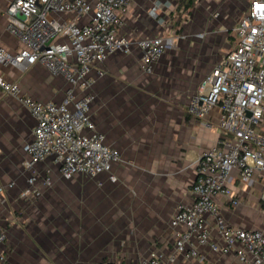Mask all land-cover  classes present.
I'll return each mask as SVG.
<instances>
[{
	"label": "crops",
	"instance_id": "crops-1",
	"mask_svg": "<svg viewBox=\"0 0 264 264\" xmlns=\"http://www.w3.org/2000/svg\"><path fill=\"white\" fill-rule=\"evenodd\" d=\"M9 1L0 0V46L13 51L22 45L6 28L4 11ZM165 1L167 8L160 14L165 21L160 24L148 11L153 0H131L119 13L118 30L136 39L177 33L176 28L188 24L195 34L182 38L180 52L165 51L151 73L140 69L136 48L128 54L109 55L92 70L91 117L121 156L112 166L114 180L107 173L62 178L49 157L37 164V170H49L51 185L43 187L35 199L19 198L28 176L22 165L27 158L23 145L32 137L35 120L14 96L0 91V227L7 234L0 246V254L6 256L2 264H137L153 249L173 252L182 228L171 226V215L179 204L190 200L198 158L218 138L217 109L205 118L188 111L189 100L214 67L219 51L215 41L209 40L214 32L209 26L224 11L218 25L221 31H228L224 21L233 11H241V16L250 0H196L189 9L191 18L180 26L179 0ZM215 7L219 13L211 21L200 14L202 9ZM240 16L228 32L230 48ZM205 22L204 36L199 32ZM99 68L104 71L101 76ZM0 74L39 101H61L68 85L63 76L39 63L25 70L0 66ZM235 176L233 171L228 184L241 202L231 206L217 196L223 216L232 225L264 230L259 202L264 173L259 175V183L247 186L239 184ZM175 264L247 263L238 259L235 250L214 252L208 245H200L197 257L178 253Z\"/></svg>",
	"mask_w": 264,
	"mask_h": 264
},
{
	"label": "built area",
	"instance_id": "built-area-1",
	"mask_svg": "<svg viewBox=\"0 0 264 264\" xmlns=\"http://www.w3.org/2000/svg\"><path fill=\"white\" fill-rule=\"evenodd\" d=\"M130 1L10 0L6 5V28L22 46L13 51L0 46V66L25 70L39 63L68 84L61 101H39L0 74V91L14 96L35 120L32 137L23 145L27 158L22 165L28 176L19 198L35 199L43 187L51 185L49 170H37V164L49 157L65 179L93 178L100 173H107L110 180L116 178L112 166L121 160L120 153L105 141L90 113L93 67L109 55L128 54L136 48L140 68L151 73L159 57L185 38L159 33L132 39L119 33V13ZM166 8L167 1L153 0L148 11L163 24L160 14ZM83 17L86 20L80 22ZM234 31V45L201 79L188 102V111L198 117L218 110V138L198 158L190 200L179 204L171 215V226L182 228L174 250L153 249L137 264H175L178 253L197 257L200 245L214 252L235 250L240 261L264 264V230L230 224L216 202L217 196L231 206L241 202L228 184L233 171L243 186L259 183L264 173V0H250ZM103 72L97 70L99 76ZM259 202L264 210V185ZM6 237V229L0 227V246ZM5 259L0 254V264Z\"/></svg>",
	"mask_w": 264,
	"mask_h": 264
},
{
	"label": "rangeland",
	"instance_id": "rangeland-1",
	"mask_svg": "<svg viewBox=\"0 0 264 264\" xmlns=\"http://www.w3.org/2000/svg\"><path fill=\"white\" fill-rule=\"evenodd\" d=\"M195 2H196V0H193L192 6L189 7V8H186V7H184V2L180 3V0H179V26H180V23L183 20L186 21V20H188V19L191 18L189 16V9L193 7V5L195 4ZM199 11H200V9H199ZM217 12L219 13V11L217 10V8L215 7L213 9H209L207 11H205L204 9H202V11H201L200 14L202 15V17H205L208 21H211L212 17ZM219 14H218L219 17L215 18L214 21L209 26V29L212 30V31H214L213 33H210L209 40H214L215 43L218 46L217 48L219 49V51L216 52V58H215L214 66L216 65V63L219 61V59L222 56V53L221 52H223V51H221V50H224V49L227 50L228 48H230V45L232 44L231 38H230V35H229L228 32L230 31V28L232 27V25L234 24V22L236 21V19L238 18V16H240L241 11H239V12H237V11L234 12L233 11V12H231L229 14L228 19L224 21L225 26L229 28V30L226 31V32L225 31H221L220 28H219L220 26L218 25L221 22L220 20H222L224 11L220 12ZM195 15L198 16L196 13H195ZM205 24H206V26L205 25L201 26V31L202 32L200 30H198V31H200L199 33H201L200 35H204L205 36V34H206V29L205 28H207V23L205 22ZM176 30L178 31L177 33H173L172 32L171 34H183V35H185V38H187V39L190 38L189 37L190 35L195 34L194 32L191 31L192 32L191 33L189 31V25L188 24L179 27V29L176 28ZM232 35H235L233 31H232ZM185 38H183V39H185ZM183 39L181 38L180 40H178L176 48H170V49L168 48L166 50V52L167 51L168 52H171V53L180 52L181 51V48H182L181 47V43H182V40Z\"/></svg>",
	"mask_w": 264,
	"mask_h": 264
},
{
	"label": "trees",
	"instance_id": "trees-1",
	"mask_svg": "<svg viewBox=\"0 0 264 264\" xmlns=\"http://www.w3.org/2000/svg\"><path fill=\"white\" fill-rule=\"evenodd\" d=\"M184 2V7L189 8L193 4V0H180V3ZM103 264H110V263H103Z\"/></svg>",
	"mask_w": 264,
	"mask_h": 264
}]
</instances>
